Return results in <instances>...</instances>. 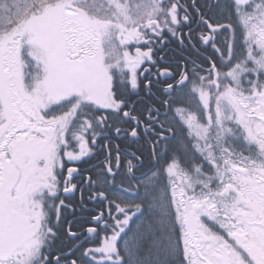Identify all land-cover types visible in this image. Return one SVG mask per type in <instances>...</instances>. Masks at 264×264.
Returning <instances> with one entry per match:
<instances>
[{"label":"snow or ice","instance_id":"snow-or-ice-1","mask_svg":"<svg viewBox=\"0 0 264 264\" xmlns=\"http://www.w3.org/2000/svg\"><path fill=\"white\" fill-rule=\"evenodd\" d=\"M0 264H264V0H0Z\"/></svg>","mask_w":264,"mask_h":264},{"label":"flooded vegetation","instance_id":"flooded-vegetation-1","mask_svg":"<svg viewBox=\"0 0 264 264\" xmlns=\"http://www.w3.org/2000/svg\"><path fill=\"white\" fill-rule=\"evenodd\" d=\"M186 31V29H185ZM242 31H245L244 28H243V25L241 24L239 28H236L235 29V32H229V33H220L216 36V46L219 48V47H222L224 46L225 44L231 42L234 38H239V35ZM241 39H243V37L241 36ZM174 46V45H173ZM134 51V49H132ZM202 55H211V52H201ZM205 67H207V65H205ZM197 100H198V97H197ZM197 100H192V101H197ZM191 101V103L194 106L193 109H191L189 107V104H185V105H182L183 107L187 108L189 113L193 114V115H196L199 117V114L197 113V105L196 103H193ZM113 142L114 144H118V145H121L123 147V143L119 140H115L113 138ZM139 146V145H137ZM89 147H91V145H89ZM103 159V155L99 156V157H96L95 159H92L90 161V164H95L97 163L99 160H102ZM69 166H76V167H79V168H88L90 165L89 164H77V165H69ZM85 175H91L90 173H84ZM180 180V178H178ZM75 182V181H73ZM79 198V193L76 194V197H74L73 199H78ZM66 203H71V200H66ZM67 219H72V216L70 214H67ZM74 230H77V229H74ZM74 243V241L70 240L67 235L65 233H61L60 235V239L56 242V248L58 249H61V250H66L67 247L71 246L72 244ZM87 246V245H86Z\"/></svg>","mask_w":264,"mask_h":264},{"label":"trees","instance_id":"trees-1","mask_svg":"<svg viewBox=\"0 0 264 264\" xmlns=\"http://www.w3.org/2000/svg\"><path fill=\"white\" fill-rule=\"evenodd\" d=\"M239 40L242 42V40L243 39H241V35H239ZM193 103H196V105H197V101H192ZM194 106L195 105H193L192 103L189 105V107L191 108V109H193L194 108ZM197 111V110H196ZM197 113L199 114V116H200V113L197 111ZM205 119H206V116H205ZM186 144H189V145H192V144H194V140H189V141H186L185 142ZM181 155H183V154H181ZM189 155H190V153H189ZM185 158H187V157H185ZM195 163H197V164H200V163H202V161H200V160H195ZM182 167H184V165H182Z\"/></svg>","mask_w":264,"mask_h":264},{"label":"rangeland","instance_id":"rangeland-1","mask_svg":"<svg viewBox=\"0 0 264 264\" xmlns=\"http://www.w3.org/2000/svg\"><path fill=\"white\" fill-rule=\"evenodd\" d=\"M201 122H203V121H201ZM194 143H195V141H194ZM178 178H180L179 176L177 177V182H179V179Z\"/></svg>","mask_w":264,"mask_h":264}]
</instances>
